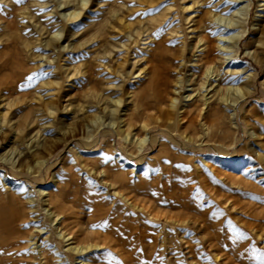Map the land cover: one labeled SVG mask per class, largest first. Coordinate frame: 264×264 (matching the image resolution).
<instances>
[{"label":"rangeland","instance_id":"1","mask_svg":"<svg viewBox=\"0 0 264 264\" xmlns=\"http://www.w3.org/2000/svg\"><path fill=\"white\" fill-rule=\"evenodd\" d=\"M225 2L0 0V264H38L44 246L78 264L47 195L68 221L104 219L115 242L90 264H264V1L230 52L212 19ZM203 45L215 71L243 70L214 120L198 110Z\"/></svg>","mask_w":264,"mask_h":264},{"label":"bare ground","instance_id":"2","mask_svg":"<svg viewBox=\"0 0 264 264\" xmlns=\"http://www.w3.org/2000/svg\"><path fill=\"white\" fill-rule=\"evenodd\" d=\"M84 1L85 0H81V5L84 4ZM250 2H251V0H226V2L223 3V5H228L230 7H233L230 9L231 11H230L229 15L224 16L221 13H218V14H215L213 16L212 19L214 21V24L218 26L217 29L219 30L218 41L221 42L219 44V48L223 52H226L229 49L234 48L235 44L240 39L242 32H243L242 27H243V24L246 20L247 10H248V7L250 5ZM81 5H80V7H81ZM260 5L264 6V3H261ZM76 14H77V12L71 11V12H68L66 15L68 17L73 18V17H75ZM234 30H237V31L235 32ZM226 33H230V34L227 35ZM199 51H201V54L199 55L200 56L199 57L200 63L202 62L203 64H205V67L203 70L204 76H202L203 80H201V82L199 83V88H201V89L203 88L202 90L205 93H203L201 95L202 96V103L200 104L201 107L198 108V110L201 111L202 106L205 105L206 116L211 118V120H214L215 117L217 116V112H218L217 107L212 106V105H214V103L219 102V103L227 106L228 108L229 107L234 108L236 106L237 101L244 95L242 88L239 85H235V82L237 81L239 76L242 75L243 70L238 69V68H233L230 70L226 69L224 74H221V73L215 71L213 68V64H211V61H212V59H211L212 58L211 47L209 45H203L199 49ZM228 52H230V51H228ZM247 54H249V52H247ZM227 58H228V56H227ZM228 63H230V61ZM249 76L250 75L247 74L245 77L248 79ZM214 80L217 82L213 83ZM174 91H175V89H174ZM174 93H172V94H174ZM190 95L191 94L185 95L187 97V100L189 99ZM172 96H174V95H172ZM176 99H177L176 96L170 97L169 102H170V105L172 107L174 106V104H175L174 102L176 101ZM194 106H196V105H194ZM190 107H192V106H190ZM187 108L185 110H187ZM193 108H195V107H193ZM204 113H205V111H204ZM232 114L233 113H231V115ZM142 122H143V120H142ZM145 135H146V133H145ZM145 135L139 139L136 138V140L138 139L139 143L144 141ZM47 196L48 197L46 199H44V202H45L44 205L46 207V210H45L46 214L45 215L50 216V222L51 223L54 222L55 224H57L56 226H54V229L56 231L57 236L59 237V240H60L59 242H61V241L67 242L65 244L66 245L65 250H66V252L73 254L74 258H78L76 263H78V264H90L85 260V258H84L85 254H87L91 250L99 249L102 244L106 243V241L111 242V240H112L113 242H115V240L111 236L110 229L103 226L104 225V223H103L104 219L102 217L99 218L98 214L96 213V211L94 209L88 213L87 218H85V217L83 218L79 214L72 211L74 220L68 221V217H69L68 214L71 213V211L67 210L66 207L61 203L52 202L50 200V196L49 195H47ZM43 214H44V212H43ZM25 217L26 216H25L24 211L21 212L20 210L12 208L10 210V216L8 217L6 223L7 224H14V222L17 220L22 222V220ZM8 229H9L8 234H9L10 238H8V240H7L8 242L6 243V246H7V248H11V247L12 248H11V252L9 253V254H11V256L8 255L7 252L5 253V255L7 254L6 255L7 257L4 256L5 260L7 258L9 259L12 256H14L15 254H17V251H19L18 249H20V248H18L19 244L16 242V237H17V231L16 230H17V228L13 227L12 229H10V228H8ZM34 231H36V233L34 235L40 234L42 232L41 229L34 230ZM11 235H13V236H11ZM33 236H31V237H33ZM31 239L33 240V238H31ZM4 241H3V243H4ZM37 247H40V246L37 245ZM46 247L47 246L40 247L36 251L37 256L33 255L34 259L37 260L36 262L38 264H53L51 262V257H52L51 250L49 248H46ZM35 249H36V247H35ZM1 254H3V253H1ZM58 255L59 254H57L56 256H58ZM63 256L57 257L58 262L56 264H67V261H65V259H64L65 256L64 257ZM18 260H20V259H18ZM27 264H28V261H27Z\"/></svg>","mask_w":264,"mask_h":264},{"label":"snow or ice","instance_id":"3","mask_svg":"<svg viewBox=\"0 0 264 264\" xmlns=\"http://www.w3.org/2000/svg\"><path fill=\"white\" fill-rule=\"evenodd\" d=\"M18 2H19V0H18ZM241 236L243 235V234H240ZM262 258H264V254H262Z\"/></svg>","mask_w":264,"mask_h":264}]
</instances>
